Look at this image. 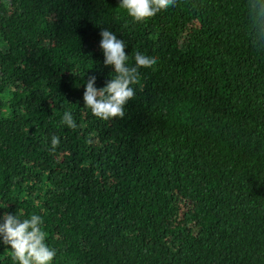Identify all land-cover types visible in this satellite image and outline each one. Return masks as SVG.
I'll use <instances>...</instances> for the list:
<instances>
[{
    "label": "trees",
    "instance_id": "obj_1",
    "mask_svg": "<svg viewBox=\"0 0 264 264\" xmlns=\"http://www.w3.org/2000/svg\"><path fill=\"white\" fill-rule=\"evenodd\" d=\"M119 2L0 0V216L40 215L51 264H264V47L248 0H177L139 22ZM102 29L129 66L157 58L110 120L83 102L89 76L115 75Z\"/></svg>",
    "mask_w": 264,
    "mask_h": 264
},
{
    "label": "clouds",
    "instance_id": "obj_2",
    "mask_svg": "<svg viewBox=\"0 0 264 264\" xmlns=\"http://www.w3.org/2000/svg\"><path fill=\"white\" fill-rule=\"evenodd\" d=\"M177 0H120L119 7L134 21H144L161 10L175 6ZM248 13L252 28L253 43L264 47V0H248ZM99 47L104 56L103 63L111 65L115 75L103 87L95 85L96 76L88 77L83 92L84 107L93 116L110 120L125 115V105L136 96L134 85L139 84L140 68H152L157 63L155 56L135 51L134 65L129 66V55L125 52V41L108 29L100 31ZM60 124L75 130L77 123L71 111H64ZM60 140L51 137L50 152H55ZM22 215V214H21ZM0 242L10 249L13 264H51L57 250L46 243L47 233L43 230V218L32 214L21 219L17 214L5 212L0 216Z\"/></svg>",
    "mask_w": 264,
    "mask_h": 264
}]
</instances>
